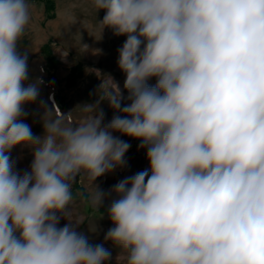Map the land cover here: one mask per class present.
I'll list each match as a JSON object with an SVG mask.
<instances>
[{
	"label": "clouds",
	"instance_id": "clouds-1",
	"mask_svg": "<svg viewBox=\"0 0 264 264\" xmlns=\"http://www.w3.org/2000/svg\"><path fill=\"white\" fill-rule=\"evenodd\" d=\"M92 3L100 33L126 37L129 103L108 77L110 121L97 105L78 124L45 108L35 136L24 106L43 81L28 82L18 50L31 8L0 0V264H106L111 252L77 231L72 186L86 175L102 204L94 181L125 166L120 136L141 141L150 164L111 189L105 240L123 264H264V0ZM16 146L32 152L24 172Z\"/></svg>",
	"mask_w": 264,
	"mask_h": 264
},
{
	"label": "rangeland",
	"instance_id": "rangeland-1",
	"mask_svg": "<svg viewBox=\"0 0 264 264\" xmlns=\"http://www.w3.org/2000/svg\"><path fill=\"white\" fill-rule=\"evenodd\" d=\"M28 3L32 21L19 41L18 50L21 54L27 53L28 82L43 81L38 100L24 106L27 113L24 122L33 135L44 133L45 108L54 110V115L69 114L68 121L78 124L90 115L84 111L85 105H97L105 114L104 122L110 121L118 113H114L108 102V93L113 91L106 83L108 77L120 89L121 105L129 103L124 88L125 74L117 63L118 49L126 37L114 35L109 28L100 33L99 20L105 13L103 10L97 12L92 0H28ZM148 83L154 86L156 79ZM120 138L130 144L124 157L125 166L94 181L98 190L105 194L102 204L98 208L93 204L95 189L86 175L77 176L72 186V208L82 220L77 231L83 233L90 244H102L111 252L106 264H123L122 249L111 240H105L107 231L114 227L108 209L112 201L118 199L111 189L126 177L150 170L147 148L139 147L141 141L128 136ZM10 158L16 162V169L24 172L30 168L33 156L29 148L16 146ZM65 223L67 221L61 219L59 226Z\"/></svg>",
	"mask_w": 264,
	"mask_h": 264
}]
</instances>
